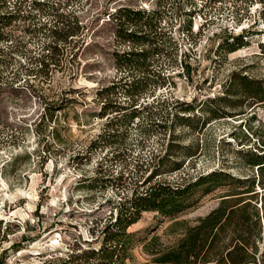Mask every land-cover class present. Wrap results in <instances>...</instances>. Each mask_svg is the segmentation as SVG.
Masks as SVG:
<instances>
[{"label":"rangeland","instance_id":"1","mask_svg":"<svg viewBox=\"0 0 264 264\" xmlns=\"http://www.w3.org/2000/svg\"><path fill=\"white\" fill-rule=\"evenodd\" d=\"M17 1L22 0H8L0 12L13 10ZM34 1L43 5L35 6ZM125 7L164 12L160 27L172 38L167 71L173 84L141 96L136 105L140 118L130 124L128 134L114 145L94 148L105 124V118L96 116L101 107L96 94L120 77L112 55L129 46L115 36L111 18ZM22 8L25 18L7 27L11 40L0 41V264H84L83 252L100 246V231L110 212L114 214L118 201L131 193L116 188L113 178L125 174L127 160L163 154L168 142L182 148L175 159L182 167L157 176L158 181H192L212 170L258 180L256 167L244 154L264 148V102L251 105L237 81L234 96L226 97L225 89L232 74L264 80V0H26ZM61 21L78 28L69 38L76 56L67 63L70 54H62L61 63L49 64L46 56L58 55L47 50L54 41L49 29ZM224 32L234 38L244 33V44L230 50ZM228 42L235 44L236 39ZM71 46L60 43L58 48L65 52ZM153 59L150 71L156 72L163 58ZM116 91H121L119 85ZM163 96L181 103L172 105V114L184 108L183 103L193 107L181 114L191 117L189 127L179 125L172 115L170 131L148 126L151 105ZM131 109L128 106L126 113ZM211 109L228 114L211 118ZM236 189L245 188L230 180L207 194L202 188L192 197L191 207L174 219L142 213L128 229L133 235L131 258L124 264H154L145 244L158 238L162 247L173 246L180 232H169L172 222H194L215 208L220 196ZM12 244L18 246L10 248ZM72 253L78 257L69 261Z\"/></svg>","mask_w":264,"mask_h":264},{"label":"trees","instance_id":"2","mask_svg":"<svg viewBox=\"0 0 264 264\" xmlns=\"http://www.w3.org/2000/svg\"><path fill=\"white\" fill-rule=\"evenodd\" d=\"M25 1H17L11 11L0 12V41L11 40L12 35L7 32V27L12 22L25 18L22 8ZM7 2L8 0H0V10L7 8ZM32 4L39 6L43 5V2L34 1ZM163 13L157 9L146 13L125 7L119 8L111 15L117 27L115 36L121 43H128L129 46L128 50L121 53L114 52L112 55L114 64L121 73L120 77L117 81H113L112 85L103 87L96 94L101 104L96 116L100 119L105 118V124L95 140L94 148L114 145L115 139L121 135L126 136L130 124L134 119L140 118V113H137L136 108L139 98L155 87L173 84L172 77L167 71L171 63L169 48L172 45V38L165 28L160 27L164 17ZM147 28L151 32L143 33V29ZM158 29L160 31H157ZM49 30L53 34L54 41L48 45L47 50L51 53L57 51L58 54L46 56L49 64H53V61L61 63V58H64L62 54L67 53L70 55H67L66 60L70 63L76 55H72L71 50H74L75 45L71 46L72 41L69 38L75 36L78 28L70 27L69 23L64 24L61 21ZM59 31L64 32L62 36H56ZM223 36L230 50H234L231 49L234 45L242 46L244 44L242 38L246 37L242 33L234 38L231 33L228 35L226 32ZM230 39L232 41L236 39V43H229ZM60 43L65 48L70 46L72 48L61 52L63 49L58 48ZM154 57L163 58V62L158 71L151 72L150 67L153 66ZM47 66L48 63H44V67ZM183 70L189 76L187 63L183 66ZM232 79L226 86V97L235 95L232 94V87L237 81V88L243 96L248 98L251 105L264 102V80L255 81L245 76L237 77L235 74H232ZM118 85L121 91L117 92ZM121 97L127 98L129 103L125 105L126 100H122ZM173 104L180 105L181 103L163 96L155 106L151 105L152 110L146 117V121L150 122L148 126L156 125L163 132L170 131L171 125L167 123L172 115L176 121H181L179 125L189 127L191 117L181 114L194 111L193 107L183 103L185 107L172 114ZM128 106L132 108L130 113H126ZM155 109L157 110L153 112ZM208 114L211 118H220L228 113L220 109H211ZM143 121L140 125H143ZM156 121L158 122L155 123ZM235 136L234 132L231 133V138L234 139ZM138 145L142 150L143 141H140ZM180 149L182 148L179 145L173 146V143L168 142L163 154L157 151L152 152L149 157L139 154L136 158L127 160L125 174L120 173L113 179L116 188L122 190L127 188L131 190V193L124 195L123 199L118 201L114 214L110 212L109 218L100 231V246L83 252L84 264H124L131 258L130 246L133 235L128 229L138 222L142 213L153 212L162 217L174 219L191 207L192 197L198 190L205 188L204 192L207 194L221 187L227 180L245 189L242 191L236 189L231 194L220 196L215 208L192 223L185 220L172 222L169 232H180L177 242L173 246L162 247L159 239L153 238L144 245L145 253L152 257L151 262L154 264H264V148L258 149L261 154L256 152L250 154L245 152L244 154L248 159V164L256 167L257 181L254 175L235 179L223 171L216 170L199 175L192 181H187L185 178H180L177 182L156 180L157 176L182 167V163L175 160L177 159L176 153ZM128 151L130 152V149H126V152ZM134 162L133 167L129 168V165ZM150 167L153 169L144 177V173ZM99 169L101 171V166ZM154 179L155 181L151 184L150 182ZM147 184L149 185L146 186ZM258 197L259 200H257ZM260 243H262L261 250ZM17 246V244H12L10 248ZM77 257L72 253L69 261ZM47 262L50 264L53 261Z\"/></svg>","mask_w":264,"mask_h":264}]
</instances>
